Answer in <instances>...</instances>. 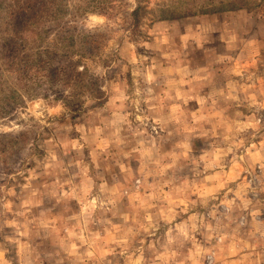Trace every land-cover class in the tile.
<instances>
[{
	"label": "rangeland",
	"instance_id": "rangeland-1",
	"mask_svg": "<svg viewBox=\"0 0 264 264\" xmlns=\"http://www.w3.org/2000/svg\"><path fill=\"white\" fill-rule=\"evenodd\" d=\"M178 2L182 13L214 4L219 10L165 17ZM233 2L142 0L140 23L135 25L130 13L137 0H55L56 13L40 19L42 38L26 34L30 36L26 44L7 22L10 3L3 2L0 264H37V257L39 264H63L55 258L52 216L47 211H78L80 198L60 202L69 200L60 187L68 184L67 179L71 183L70 176L77 172L99 174L93 160L100 158L102 147L96 150L93 145L100 146L109 137L112 142L146 144L161 136L160 123L149 108L151 94L160 93L175 79L202 76V72L216 76L215 67L220 68L218 74L228 72L233 101L225 102L226 113L214 118L220 140L238 141L240 159L243 147L264 140V0L226 9ZM144 150L142 145L137 153ZM128 152L121 146L108 149L110 156L120 158ZM101 157L109 159L105 153ZM244 172L247 195L263 208L252 214L259 221L264 218L263 166L257 163ZM129 188L141 190V178H135ZM246 213L239 217L240 224L248 219ZM74 215L90 227L73 232L81 239L88 232L101 231L92 226L100 220L107 223L110 203L95 195ZM67 223V219L57 221L61 235L68 234ZM104 231L109 238L114 233L110 228ZM199 254L197 259L202 258L195 264H223L214 248ZM109 263L114 264L110 258Z\"/></svg>",
	"mask_w": 264,
	"mask_h": 264
},
{
	"label": "crops",
	"instance_id": "crops-1",
	"mask_svg": "<svg viewBox=\"0 0 264 264\" xmlns=\"http://www.w3.org/2000/svg\"><path fill=\"white\" fill-rule=\"evenodd\" d=\"M219 69L215 67L216 76L202 72V76L175 79L160 93L151 94V115L162 128L155 140L146 144L125 140L130 142L125 144L107 136L106 143L92 146L102 147L101 159L93 160L99 174L71 175V183L67 179L59 191L69 200H57L65 203L80 198L79 211L82 203L85 209L97 195L110 203V219L92 226L101 231L78 239L73 232L90 227L77 221V210L47 211L52 216L49 227L54 231L57 260L63 264H110L109 258L114 264L142 260L195 264L200 254L214 248L223 264H264V218L258 221L252 216L263 208L247 195L244 172L260 163L264 174V140L243 147L242 159L237 154L242 149L237 148L238 141L220 140L214 118L226 113L225 102L233 101V82L228 72L218 74ZM142 145L145 152L138 154ZM119 146L130 152L123 158L108 154V149ZM104 153L109 159H102ZM135 178L142 180L139 191L129 188ZM248 208L250 213L245 212ZM245 213L248 219L240 224L239 217ZM66 219L68 234L64 236L57 221ZM109 228L114 231L110 238L104 231ZM147 229L150 233H143Z\"/></svg>",
	"mask_w": 264,
	"mask_h": 264
},
{
	"label": "trees",
	"instance_id": "trees-1",
	"mask_svg": "<svg viewBox=\"0 0 264 264\" xmlns=\"http://www.w3.org/2000/svg\"><path fill=\"white\" fill-rule=\"evenodd\" d=\"M6 1L10 3V8L7 12V15H10V17L7 22L12 23V28H14V31L17 30L16 37L18 39L21 38L25 44L28 41L27 37H30L26 34H30L33 37L36 36L37 38L41 39L42 34L40 29H42L43 26L41 27L40 25V19H42L41 17L43 14L52 15L56 13L55 0H0V6H2L3 2ZM248 2L249 0H235L232 5L228 4L229 6L226 9L235 10L244 8L250 5ZM180 6V2L174 4L173 9L175 10H172L170 14L165 17L177 18L185 15L186 13V15L197 13H213L219 10V8H217V4H214L213 6H209L210 8H207L206 6H200L201 8L199 9L188 8V10H186L187 12L182 13L179 9ZM143 8L144 6L142 4V0H137L135 8L130 13L133 17L135 25L140 23V17ZM54 44L55 42L53 45ZM12 57H16L14 52ZM20 61L21 60H16V62ZM33 66L36 67V64H33ZM16 72L20 75L22 74L21 69L16 70Z\"/></svg>",
	"mask_w": 264,
	"mask_h": 264
},
{
	"label": "built area",
	"instance_id": "built-area-1",
	"mask_svg": "<svg viewBox=\"0 0 264 264\" xmlns=\"http://www.w3.org/2000/svg\"><path fill=\"white\" fill-rule=\"evenodd\" d=\"M208 257H209V260L211 259V261H212L213 257H211V255H210V256H208Z\"/></svg>",
	"mask_w": 264,
	"mask_h": 264
}]
</instances>
